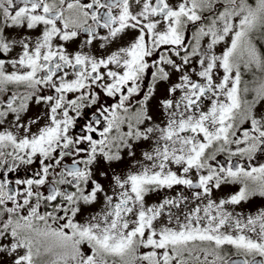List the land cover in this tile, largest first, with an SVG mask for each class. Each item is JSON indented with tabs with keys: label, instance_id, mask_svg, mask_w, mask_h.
I'll use <instances>...</instances> for the list:
<instances>
[{
	"label": "snow or ice",
	"instance_id": "obj_1",
	"mask_svg": "<svg viewBox=\"0 0 264 264\" xmlns=\"http://www.w3.org/2000/svg\"><path fill=\"white\" fill-rule=\"evenodd\" d=\"M264 0H0V264H264Z\"/></svg>",
	"mask_w": 264,
	"mask_h": 264
},
{
	"label": "flooded vegetation",
	"instance_id": "obj_2",
	"mask_svg": "<svg viewBox=\"0 0 264 264\" xmlns=\"http://www.w3.org/2000/svg\"><path fill=\"white\" fill-rule=\"evenodd\" d=\"M249 203L251 206H249V204H245L244 208L248 212H253V211H256L260 207H264V198L255 197Z\"/></svg>",
	"mask_w": 264,
	"mask_h": 264
}]
</instances>
